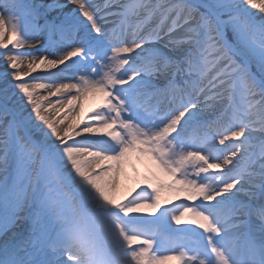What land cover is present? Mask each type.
<instances>
[{
    "label": "snow or ice",
    "instance_id": "6c2138e0",
    "mask_svg": "<svg viewBox=\"0 0 264 264\" xmlns=\"http://www.w3.org/2000/svg\"><path fill=\"white\" fill-rule=\"evenodd\" d=\"M67 4L0 0V264H264V0Z\"/></svg>",
    "mask_w": 264,
    "mask_h": 264
},
{
    "label": "bare ground",
    "instance_id": "6f19581e",
    "mask_svg": "<svg viewBox=\"0 0 264 264\" xmlns=\"http://www.w3.org/2000/svg\"><path fill=\"white\" fill-rule=\"evenodd\" d=\"M95 2L97 4L103 5L104 0H95ZM36 4H48L50 3V0H38L35 2ZM59 3L61 4H65L66 7L63 9L64 12H69L72 9L76 8V5H72V4H67V0H59ZM60 10L58 12L53 13V17L59 15ZM103 14V12H102ZM114 19V17H106V27H111V21ZM157 47H161L163 48V44H157ZM29 50V49H28ZM5 69V68H3ZM26 70V69H25ZM53 71H58L57 70H53ZM45 71L44 70H37V72L33 73L32 75H45ZM46 94V93H43ZM53 100H55V98H52ZM99 103L98 100H94V99H89L87 101L84 102V110L86 112V114L89 113V110L93 107H95L97 104ZM10 168V167H9ZM126 187V183L124 181V178H122L121 180V190L124 191ZM249 191V189L246 188L245 192H242L239 196L240 201L244 204L245 206V210L247 212L246 216L241 217V219H245V220H249L251 218V223L259 226V220H256V223L254 222L252 216L253 215H259L260 209H259V203L261 202V200L263 199V197H261L260 193H259V189H253L252 191L254 192V195H248L247 192ZM256 200V202H254ZM252 204V205H250Z\"/></svg>",
    "mask_w": 264,
    "mask_h": 264
},
{
    "label": "rangeland",
    "instance_id": "374dc122",
    "mask_svg": "<svg viewBox=\"0 0 264 264\" xmlns=\"http://www.w3.org/2000/svg\"><path fill=\"white\" fill-rule=\"evenodd\" d=\"M36 1H38V0H27V3H35ZM21 2H22V3H26L25 0H21ZM55 12H57V11H52V12H49L48 14L51 15V13H55ZM33 51H34V50H33ZM3 68H4V66H3V62L0 61V72L5 71V69H3ZM9 83H15V82H14V81H9ZM5 87H6L5 83H4L3 81H0V89H3V88H5ZM92 109H93V108H92ZM90 110H91V109H90ZM84 113H86L85 110H84ZM132 163L135 165V168L137 169L139 175L142 176V175L145 173V171H146L145 165H144L143 163L137 162V161H135V160H133ZM126 172H127V174H128V178H127V179L124 178V181H125V183H126L125 190H126V189H129V188L136 187V175H137V173H134V172H133L131 166H129L128 168H126ZM138 190H139V189H138ZM182 199H183V198H181V201H182ZM172 200H173V204H178V203L181 202V201H177V200H175L174 197L172 198ZM169 206H171V205H169ZM173 227H184V225L177 226V225L173 224ZM170 264H175V262H170Z\"/></svg>",
    "mask_w": 264,
    "mask_h": 264
}]
</instances>
